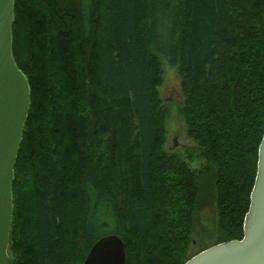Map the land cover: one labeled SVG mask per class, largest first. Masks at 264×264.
I'll use <instances>...</instances> for the list:
<instances>
[{
  "label": "trees",
  "instance_id": "16d2710c",
  "mask_svg": "<svg viewBox=\"0 0 264 264\" xmlns=\"http://www.w3.org/2000/svg\"><path fill=\"white\" fill-rule=\"evenodd\" d=\"M12 38L30 107L8 264H83L109 234L127 264L241 240L264 134V0H16ZM163 64L194 143L182 152L165 148ZM207 207L216 224L196 232Z\"/></svg>",
  "mask_w": 264,
  "mask_h": 264
},
{
  "label": "water",
  "instance_id": "95a60500",
  "mask_svg": "<svg viewBox=\"0 0 264 264\" xmlns=\"http://www.w3.org/2000/svg\"><path fill=\"white\" fill-rule=\"evenodd\" d=\"M16 0H0V264L9 263L13 168L30 107L26 76L12 52ZM83 264H127L125 247L115 234L99 238ZM184 264H264V134L258 147L257 170L243 221V237L213 245Z\"/></svg>",
  "mask_w": 264,
  "mask_h": 264
},
{
  "label": "rangeland",
  "instance_id": "374dc122",
  "mask_svg": "<svg viewBox=\"0 0 264 264\" xmlns=\"http://www.w3.org/2000/svg\"><path fill=\"white\" fill-rule=\"evenodd\" d=\"M162 72V81L157 91L162 104L167 109L165 120V148L170 152H182L185 148L193 146L194 143L186 136L184 124L178 112L181 103L180 79L177 71L167 64H163ZM100 101L101 98L98 96L95 109L100 107ZM66 111L67 115H69V110ZM215 224V211L213 207H207L198 214L195 231L198 232L202 229L211 230ZM197 247V245H194V252L198 249Z\"/></svg>",
  "mask_w": 264,
  "mask_h": 264
}]
</instances>
